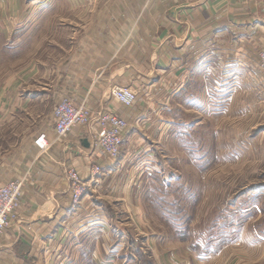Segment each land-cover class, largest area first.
Returning <instances> with one entry per match:
<instances>
[{
  "label": "crops",
  "instance_id": "obj_1",
  "mask_svg": "<svg viewBox=\"0 0 264 264\" xmlns=\"http://www.w3.org/2000/svg\"><path fill=\"white\" fill-rule=\"evenodd\" d=\"M64 3L68 20L57 34L64 33L69 41L56 44L43 58L35 53L27 68L0 81V185L24 180L19 219L0 238V264H40L52 256L59 258L71 235L83 237L87 232L88 216L95 210L101 217L91 221L93 226L106 227L105 221L114 222L119 210H126L134 220L132 213L145 206L129 178L128 184L114 182L121 170L116 163L126 158L120 151L114 162L95 147V123L57 135L53 110L63 96L90 107L94 115L100 110L117 112L130 121L124 141L131 143V131L135 137L137 131L150 133L153 128L155 100L175 99L182 108L192 100L197 114L192 132L199 143L206 137L212 140L218 116H230L241 101H245L243 114H264V70L258 60L264 45V0ZM114 86L134 89V105L125 106L112 97ZM248 100L254 101L249 107ZM164 122L168 132L173 124ZM40 134L48 140L46 151L34 143ZM143 139L144 148L151 150V142ZM95 165L101 167L98 174ZM72 169L87 184L77 204L68 176ZM144 209L148 211L147 206ZM249 224L241 225L231 245L210 264L259 262L264 248L258 238L264 236L249 230ZM106 245L105 236H93L88 247L79 248L80 262L99 264L106 257ZM151 257L157 259L154 252ZM205 260L198 256L186 264H205Z\"/></svg>",
  "mask_w": 264,
  "mask_h": 264
},
{
  "label": "rangeland",
  "instance_id": "obj_2",
  "mask_svg": "<svg viewBox=\"0 0 264 264\" xmlns=\"http://www.w3.org/2000/svg\"><path fill=\"white\" fill-rule=\"evenodd\" d=\"M64 1L0 0V81L27 68L35 53L43 58L56 44L69 41L64 33L57 34L68 20ZM155 101L153 128L150 133L137 131L135 137L130 132L133 142L125 139L120 151L126 159L116 163L121 170L114 180L124 185L129 178L145 206L137 216L132 213L134 220L119 210L114 222L105 221L106 227L93 226L101 217L95 210L88 216L90 227L83 237L71 235L63 256L40 264H82L79 248L88 247L96 235L105 236L107 243L106 257L99 264H186L198 256L210 264L231 245L242 224L250 223L249 230L264 236V114H243L245 101H241L230 116H218L216 136L199 143L192 132L197 119L192 100L183 108L175 99ZM253 102L248 100L245 106ZM163 119L164 124H173L168 132ZM144 137L151 150L144 148ZM258 240L264 248V238ZM258 259L257 264H264V255ZM84 264L98 263L87 259Z\"/></svg>",
  "mask_w": 264,
  "mask_h": 264
},
{
  "label": "built area",
  "instance_id": "obj_3",
  "mask_svg": "<svg viewBox=\"0 0 264 264\" xmlns=\"http://www.w3.org/2000/svg\"><path fill=\"white\" fill-rule=\"evenodd\" d=\"M260 67L264 70V45L258 51ZM111 95L126 106H133L137 99V92L128 86H114ZM55 130L59 137L66 135L77 127L97 125L93 133L94 145L105 155L115 159L119 156L124 141V132L128 128V122L122 116L113 111L100 110L94 115V111L82 104H75L69 97H63L54 109ZM40 151H46L49 147L44 134L38 135L34 140ZM95 174L100 173L101 167H93ZM71 181V195L73 203L81 201L87 191L86 182L80 178L78 172L72 169L69 174ZM23 179H14L0 185V238L8 226L19 219V210L22 204Z\"/></svg>",
  "mask_w": 264,
  "mask_h": 264
}]
</instances>
